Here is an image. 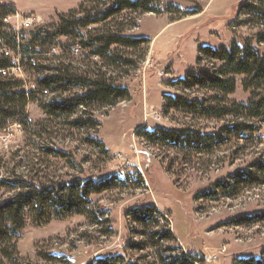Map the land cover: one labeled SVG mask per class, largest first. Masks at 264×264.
Instances as JSON below:
<instances>
[{
  "label": "rangeland",
  "instance_id": "374dc122",
  "mask_svg": "<svg viewBox=\"0 0 264 264\" xmlns=\"http://www.w3.org/2000/svg\"><path fill=\"white\" fill-rule=\"evenodd\" d=\"M137 1L152 11L134 6ZM249 1L255 2L252 14L241 6ZM108 10L102 23L74 25ZM37 16L39 22L21 26V17ZM1 22L4 33L16 35V49L11 38L0 39V61L15 67L0 72V83L12 88L10 109H19L24 94L27 100L21 118L0 117V179L8 182L0 199L13 194L18 179L39 187L109 181L107 190L81 204L84 214L64 213L49 200L27 213L15 239L22 264H89L117 255L126 263L161 264L167 248L192 264H264V175H252L258 182L234 190L217 186L245 170L254 174L252 167L264 160V116L248 119L239 109L233 116L201 118L164 104L167 95H214L171 86L191 70L219 68L200 56L202 48L251 45L264 54V0H0ZM67 23L73 34L53 35ZM110 36L148 43L111 45L95 56L94 40ZM50 77L56 82L48 83ZM235 79V92L222 94V107L250 97L244 77ZM93 82L126 96L111 105L82 99L83 107L79 101ZM257 87L262 97L264 84ZM52 100L62 110L50 114ZM161 129L219 138L183 151L160 132L151 138ZM228 192L236 194L227 198ZM152 207L158 224L142 229L131 213ZM155 230H168L173 239L149 238Z\"/></svg>",
  "mask_w": 264,
  "mask_h": 264
},
{
  "label": "trees",
  "instance_id": "16d2710c",
  "mask_svg": "<svg viewBox=\"0 0 264 264\" xmlns=\"http://www.w3.org/2000/svg\"><path fill=\"white\" fill-rule=\"evenodd\" d=\"M84 2H101V0H83ZM250 3H243L241 6L247 9L246 14H252L250 10L255 9V2L249 1ZM134 6L142 8L146 12L152 11L143 7L141 1L133 2ZM132 6V5H131ZM110 10L107 12H101L96 15H87L80 21H75L81 26L87 27L94 24L102 23L110 14ZM73 23H67L63 25L62 28L53 33L55 35L59 32L60 35H71L73 31L70 32V27ZM3 23H0V39H12L13 44L9 45L10 42H6L12 49H16V35H10L2 31ZM7 39V40H8ZM261 41H264L262 39ZM148 43L145 38H130L124 36H110L101 37L94 40L92 45L96 44V50L93 54L97 57H102L103 52H106L111 45H120L133 47L135 45H141ZM85 48V43H82ZM95 47V46H94ZM23 54L26 52H22ZM200 56H204L212 61L220 63L219 68L213 67L212 69L197 68L186 73L185 77L182 79H177L171 84L172 87H179L184 91H193L194 89L199 90H210L214 95L209 98H191L187 95H177V96H165L164 104L169 110L175 112H181L187 115H196L201 118H222L225 116H233L236 111L241 109L246 112V117L248 119H260L264 116V94L256 95L255 88H258V83L261 86L264 84V54L259 52L257 49L253 48L251 45L249 47L244 46L242 49H213L210 47L202 48L200 50ZM201 62V57L198 58V62ZM12 65L8 64L6 61H0V70L7 69ZM242 76L243 87L245 90L250 91V97L247 102L241 104H235L234 107H222V94H233L236 89V79L235 77ZM47 79V78H46ZM56 80L52 77L47 79L48 83ZM1 82V81H0ZM44 87V86H43ZM262 88V87H261ZM10 89L6 85L0 83V102L5 104V106H0V117L7 119H18L25 114L26 97L24 94L23 99L20 101L21 106L19 109L11 106V96ZM45 89V87H44ZM264 90V89H262ZM126 96L124 90H118L114 87L98 84L93 82L89 85L87 91L82 95L80 105L83 107L87 106V102L82 99L97 100L98 102L105 104H113L117 98ZM78 102V103H79ZM10 105V106H9ZM50 110V114L62 110L60 102L54 100L50 101L47 105ZM6 107V108H4ZM47 109V107H46ZM2 125L0 124V127ZM188 131V130H187ZM171 132L161 129L160 131H154L151 133V138L158 132L162 139L173 143L174 146H179L183 151L188 150L187 147L190 146H203L208 142L212 144L214 140L219 138L214 135H200L199 133H189V132ZM150 138V135L147 137ZM253 172L251 170H245L237 173L234 176L229 177L227 180H222L218 183V187H222L224 190H234L242 182H249L252 175H264V160H260L254 165ZM258 182L252 179L250 185ZM6 181L0 179V188H6ZM14 185L11 186L13 194L6 199H0V264H4L5 261L11 262V264H22L16 252V241L24 228L25 216L27 213H32L35 210H39L41 204L45 200H49L55 206H61L64 208V213L81 215L85 213V210L81 208V204L85 202L88 203L89 198L93 194H99L109 188V181H97L92 184V181L83 182L82 180H73L69 183H58L52 186H36L31 183H26L25 181L18 179ZM236 193L228 192L225 194L227 198L234 196ZM82 201V202H81ZM158 212L155 207L150 210L147 209H135L131 213V217L134 222L140 224V227L147 229L151 221L158 224V220L154 217ZM96 222V219H94ZM149 238L158 240L162 242L164 239H173L170 231L168 230H155L149 232ZM174 248H167L165 250V255L162 257L161 264H192V262L183 254L180 253L176 255L174 253ZM89 264H140L137 262L126 263L121 255L109 256L101 259H96ZM251 264V263H247Z\"/></svg>",
  "mask_w": 264,
  "mask_h": 264
},
{
  "label": "built area",
  "instance_id": "2783aa9c",
  "mask_svg": "<svg viewBox=\"0 0 264 264\" xmlns=\"http://www.w3.org/2000/svg\"><path fill=\"white\" fill-rule=\"evenodd\" d=\"M34 20H36L37 22H39L40 18L38 16L37 17L26 18V19H24V18L21 17V26H23V27H29V26H31L33 24ZM4 22L5 23H8L9 22V17H6L4 19ZM2 54H3L4 57L10 56L9 50H7L5 48L2 49ZM9 69L12 70V71H14L15 70V67H9ZM4 71H5V69L4 70H0V72H4ZM215 258H216L215 256L212 257V258H208L207 259V262H213V260Z\"/></svg>",
  "mask_w": 264,
  "mask_h": 264
}]
</instances>
